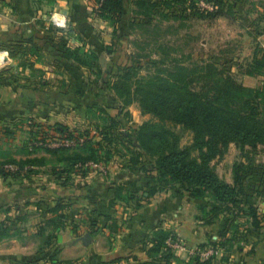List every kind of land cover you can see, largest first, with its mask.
I'll use <instances>...</instances> for the list:
<instances>
[{"label":"crops","instance_id":"0c3cea01","mask_svg":"<svg viewBox=\"0 0 264 264\" xmlns=\"http://www.w3.org/2000/svg\"><path fill=\"white\" fill-rule=\"evenodd\" d=\"M140 1L158 0H125L123 22L114 28L95 17L94 0H56L53 4L0 0V47L34 36L41 56V60L29 58L26 66L24 59L13 60L4 52L7 64L0 69V163L23 165L15 173L0 175V264H33L44 258V262L51 259L56 264H153L149 251L158 231L177 236L196 251L203 245L218 244L209 247L219 249L217 258L223 259L213 264H264V227L255 230L247 216L237 218L235 229L223 238L226 221L234 218L231 211L211 220L210 208L201 210L207 201L191 197L180 185L149 197L148 177L130 169L126 157H115L107 165L111 172L106 177L92 169L84 178L72 174L65 185L66 175L55 172L63 168L65 159L45 150L33 151L30 146L29 138L52 135L56 126L89 129L92 106L106 109L112 117L117 115L98 101L105 96L84 91L88 74L63 54V46L93 49L99 54V65L105 57L114 61L110 59L117 50L114 30H129L135 20L143 23L145 16L137 6ZM239 1L240 6L244 4ZM53 13L67 17L66 29L50 30ZM69 29L73 30L71 37L66 36ZM103 46L110 52L103 51ZM76 115L79 118L72 122L59 121ZM92 131L99 136L96 128ZM10 134L24 138L13 141ZM226 183L234 181L226 179ZM124 184H128L124 190L127 200L114 201L117 188ZM260 191L248 187L245 198L262 217ZM87 236L90 239L83 241ZM221 242L226 246L221 248ZM190 257L174 252L167 264H184Z\"/></svg>","mask_w":264,"mask_h":264},{"label":"trees","instance_id":"16d2710c","mask_svg":"<svg viewBox=\"0 0 264 264\" xmlns=\"http://www.w3.org/2000/svg\"><path fill=\"white\" fill-rule=\"evenodd\" d=\"M41 1H48L50 4L56 2ZM94 1L95 17L109 22L114 28L121 25L125 16V0ZM199 1L206 2L211 9L198 10ZM171 4H177L176 8L187 7L185 8L187 10L181 12L183 18L193 11L201 19H234L235 13L240 9L239 0H158L154 3L140 1L137 6L142 10L139 13L145 16L143 22H147L153 14L159 10H167ZM72 33L73 30L69 29L66 36L71 37ZM0 51L7 52L13 60L24 59L26 66L30 63L29 58L41 60L37 39L34 36L23 37L19 41L6 44L0 47ZM261 51L263 53L261 57L255 56L244 66V75L259 76L263 73L264 50ZM63 54L88 74V85L93 82L90 80L91 76L100 77V57L93 49L86 50L85 46L71 47L66 44L63 46ZM140 58L149 59L152 71L150 69L144 73L139 62H133L120 69L118 74L111 75L110 72H106L107 76H113V81L108 82L107 86L117 92L125 105L138 103L144 114L152 116L151 120L137 128L124 129L125 124L131 122L130 116L126 119L128 122H124L126 115L124 108H118L117 115L112 117L106 109L98 107L102 115H107L109 120L107 124L95 126L98 137L93 134L91 128L71 130L63 125L56 126L52 130V135L33 137V151L40 149L53 155L60 154L65 163L60 172L56 170L55 172L58 175H66L64 182L67 185L72 174H78L83 178L87 176L92 170L86 167L87 163L96 161L108 165L114 161L116 155L120 156L115 148L117 143H121L130 150L129 168L148 177L149 197L180 185L191 197L207 201V205H201V210L209 207L208 215L214 217L211 220L231 211L234 218L226 221L223 238L231 229H235V220L242 215L251 220V226L255 230L264 227V215L262 217L258 215L257 209L249 206L246 201L245 193L248 186L244 181L247 176L253 175L260 176L263 182L264 164L255 166L256 170L252 172L247 170L253 165L251 160L247 161V165H240L234 172L233 184L223 181L212 165L215 160L225 156L232 144L236 145L246 159H249L259 146L264 147V87L245 86L237 80L231 69L213 61H209L198 70L188 71L178 65L172 69L167 68L166 63L152 60L151 56ZM54 68L58 70L59 66L55 65ZM240 68L237 67L239 71ZM95 109L89 108V115L94 113ZM186 134H189L190 141L184 144ZM47 140L60 143L72 141L75 145L55 148L44 144L35 145L37 142L46 143ZM5 163H0V166ZM8 164L23 167L22 163ZM263 184L264 182L257 188H261L258 194L264 198ZM127 185H120L117 188L114 201L127 200L124 196ZM244 206L248 209L245 210ZM169 234L165 231L154 234L153 247L149 251L153 264H167L173 258L172 252L166 250V241L172 236ZM226 244L221 242L219 245L225 247ZM204 249L205 245L201 246L199 251ZM41 261H45V258L35 260L33 264H40ZM47 262L56 264L51 259ZM213 262L214 258L202 261L200 255H195L183 263L213 264ZM118 263L120 262L105 264Z\"/></svg>","mask_w":264,"mask_h":264},{"label":"rangeland","instance_id":"374dc122","mask_svg":"<svg viewBox=\"0 0 264 264\" xmlns=\"http://www.w3.org/2000/svg\"><path fill=\"white\" fill-rule=\"evenodd\" d=\"M176 6L177 4H171L167 7V10H159L147 22L141 23V21L137 20L139 22L133 23V26L129 30L126 27L125 30H114L116 33L117 50L115 55L110 57V59L114 58V61H106L107 57L101 60L100 77H93V82H90V85L87 84V87H83L84 91H88L92 96H105L101 100H97L101 101L103 106H106L109 111L115 110L118 112V108H124V114H126L124 122H128L126 119L129 116L131 119L130 123L125 124L123 122L126 125L124 129L137 128L142 123L151 120L152 116L144 114L138 103L125 105L123 99L118 97L117 92L108 88L107 83L113 81V76H107L106 72L110 71L111 75L118 74L120 69L133 62H139L144 73L150 69L152 71L149 59L140 58L141 56H151L150 59L164 62L167 68L170 69L178 65L183 66L188 71L198 70L209 61H213L231 69L235 73L237 80L245 86L252 88L264 87V70L259 76H246L243 74L244 66L248 62L257 55L260 57L263 55L261 50H264V0H244V4L235 13L234 19H201L193 11L187 13L183 18L181 12L187 7L178 6L176 8ZM197 9L200 11L210 10L211 6L206 2L199 1ZM49 28L55 29L53 25H49ZM83 29L86 30V28ZM93 29L102 30L99 27H94ZM108 37L106 38L107 41H109ZM107 49L108 46H103V51H108ZM132 57L135 58L132 59ZM109 64L113 65L110 66ZM238 66L241 67L240 71L237 69ZM92 107L96 108V113H90L89 115L90 128L93 130L96 125L107 124L109 120L107 115H102L103 113H101L97 106ZM78 118L77 115L74 118L71 116L66 120L62 117L59 121L68 123ZM9 136L13 141H17L18 139L21 141L24 138L21 135L15 136L14 134H10ZM29 139L31 140L30 146L32 147L34 143L33 139ZM189 141L190 136L186 134L183 143L187 144ZM115 150L119 151L116 152L120 155H116L117 158H120L121 155L126 158L131 156L130 150L121 143H117ZM247 150L250 151L249 148ZM249 160L253 162L252 167L247 169L249 172L255 171V166L263 165L264 147L259 146L255 153L249 159H246L236 145L232 144L225 156L215 160L212 165L216 173H219L218 175L223 177V181L226 182V179H230L233 182L236 168L243 164L247 165V161L249 162ZM6 162L1 163L8 164V161ZM91 162L97 164L99 167L97 169L103 173L104 177L107 176L106 174L110 171L107 164L96 161ZM14 166L17 167V171L20 169V166ZM244 181L246 186L252 188L261 187L260 184L264 182H262L260 176L254 177L253 175L247 176ZM172 237L186 245L177 236ZM209 246L216 245L212 244ZM209 246L207 248H210ZM218 256L214 257V261L219 259L217 258ZM220 259L222 260L223 257Z\"/></svg>","mask_w":264,"mask_h":264},{"label":"built area","instance_id":"2783aa9c","mask_svg":"<svg viewBox=\"0 0 264 264\" xmlns=\"http://www.w3.org/2000/svg\"><path fill=\"white\" fill-rule=\"evenodd\" d=\"M50 23L56 28L60 29H66L68 26V19L66 16L59 14V13H53L50 17ZM6 54L4 52L0 51V69H3L6 67L7 60L4 58ZM45 145L50 148H55L59 146H73L72 141H65L63 143H60L58 141H49L47 140L46 143L42 142H37L35 145L40 146V145ZM86 167L91 168V169H97L99 168L96 163L89 162L87 163ZM17 171V167L14 166L13 164H4L0 166V174L2 173H13ZM166 250H170L171 252H178V253H187L190 256L194 255H200L201 259L207 260L210 258H214L219 254V249L210 247L206 248L201 251H196L193 249L188 248L183 242L180 240L174 239L172 236L166 241ZM44 262V261H43ZM40 264H51L50 262H44Z\"/></svg>","mask_w":264,"mask_h":264},{"label":"water","instance_id":"95a60500","mask_svg":"<svg viewBox=\"0 0 264 264\" xmlns=\"http://www.w3.org/2000/svg\"><path fill=\"white\" fill-rule=\"evenodd\" d=\"M90 239V237L89 236H87V237H85V238H83V241H87V240H89Z\"/></svg>","mask_w":264,"mask_h":264}]
</instances>
